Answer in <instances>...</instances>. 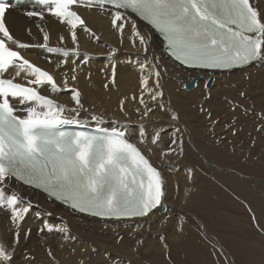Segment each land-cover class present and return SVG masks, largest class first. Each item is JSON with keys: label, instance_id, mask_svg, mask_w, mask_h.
Masks as SVG:
<instances>
[{"label": "bare ground", "instance_id": "1", "mask_svg": "<svg viewBox=\"0 0 264 264\" xmlns=\"http://www.w3.org/2000/svg\"><path fill=\"white\" fill-rule=\"evenodd\" d=\"M250 1L264 16V0ZM83 15L90 31L85 32L82 26L75 29L78 44L72 41L70 26L56 17L38 20L13 10L6 17L17 38L38 46L26 50V55L48 70L58 83L67 77L70 88L82 93V103L88 110L81 112L79 119L87 120L82 125L97 127L92 114L103 118L99 126L104 128L110 129L113 121H127V135L133 143L140 139L136 109L145 110L139 103L141 72L136 61L143 63L145 55L153 62L159 60L164 95L152 102L144 89L143 98L153 113L139 146L162 171L165 195L161 205L147 217L99 220L76 214L14 181L3 185L0 190L6 194L15 190L26 201L31 200L32 213H53L39 220L32 214L26 217L15 264H78L82 259L85 264H264V120L258 117L264 111V60L226 72L187 69L167 57L157 35L133 16L140 32L150 36L147 52L139 38L133 37L131 23L126 24L121 44L110 13L91 9L84 10ZM41 29L49 33L45 48L41 47L45 43ZM46 48L62 51L50 52ZM113 48L118 51L112 53ZM9 74L14 75L11 71ZM197 74L202 79L195 87L186 88L185 84ZM73 75L77 77L75 81L71 79ZM210 76L214 81L206 87ZM20 78L23 75L17 80ZM154 82L155 77H151L147 87L154 89ZM41 89L68 108L75 106L70 90L52 93L48 86ZM121 100L125 101L123 112ZM245 109L249 111L245 113ZM171 113L179 115L175 123L180 128L177 135L183 140L184 154L169 156L162 163L161 153L167 150L174 131ZM226 126L234 128L236 135ZM154 129L164 130L159 142H153ZM248 131L255 139L252 146L253 138L246 136ZM45 219L54 228L66 223L77 240L65 239L56 231L41 232ZM9 228V214L0 210V239L5 242L14 236ZM24 233H28L27 239ZM161 235L168 249L163 247ZM48 249L52 257L47 255ZM26 254L35 260L25 262Z\"/></svg>", "mask_w": 264, "mask_h": 264}, {"label": "snow or ice", "instance_id": "2", "mask_svg": "<svg viewBox=\"0 0 264 264\" xmlns=\"http://www.w3.org/2000/svg\"><path fill=\"white\" fill-rule=\"evenodd\" d=\"M36 3L41 11H29L27 15L43 19V9L46 8L61 23L66 22L70 26L74 44H78L75 32L78 24L85 32L90 31L77 12L72 10V6L76 5L110 13L112 27L120 33L121 44L126 24L131 23L133 37L139 38L140 46L147 52L150 36L140 32L132 18L134 14L150 25L149 31L154 29L163 37L164 51L182 65L231 70L264 60V16L250 0H36ZM7 7L6 0H0V33L4 37L0 38V188L14 181L45 193L49 199L61 202L72 212L94 217L149 216L161 205L165 195L162 171L153 165L139 146L147 134L153 113L143 98L144 89H147L152 102L164 95L159 60L153 62L145 55L143 63L136 61L141 72L139 103L145 109L143 112L136 109L140 138L136 143L131 142L127 135V121H113L110 129L104 128L99 126L103 118L95 114L91 115V120L97 124L96 134L61 131L63 125L87 124V120L79 119L81 112L88 111L82 103V93L78 88H70L67 77L61 82V88V83L54 76L21 55L20 50L28 45L20 43L9 33L3 19ZM41 31L45 41L41 46L47 47L49 33ZM63 39L61 36V42ZM9 44L15 45V48ZM133 47H136L135 41ZM48 50L62 51L59 48ZM117 51L112 49V53ZM115 67L113 64V84ZM9 71L14 75L5 78ZM145 71L147 76L143 75ZM22 75L26 83L16 82V78ZM151 77H155L154 89L147 87ZM71 79L75 81L77 77L73 75ZM44 86H48L52 93L70 90L75 106L68 108L41 94L40 89ZM240 95L244 96V93ZM124 103L121 100L122 112ZM17 104L22 107H17ZM158 107L163 109L164 106L159 104ZM248 111L245 109V113ZM171 120L174 123L170 126L174 131L167 150L161 153L162 163L169 156L184 154L183 140L177 135L180 128L175 123L179 115L171 113ZM226 130L236 135L234 128L226 126ZM163 132V129H154L153 142H159ZM32 208V201H26L18 191L6 194L0 190V210L9 214V231L14 232L10 242L0 239V264H15L23 222L29 214L38 220L53 215L41 210L32 213ZM44 229L49 233L59 232L65 239L77 240L70 234L66 223L54 228L45 219L41 232ZM24 238H28V233H24ZM120 239L122 237L117 243ZM160 241L168 249L163 235ZM47 255L52 257L51 249L47 250ZM24 260L33 261L35 257L26 254ZM78 264H85V260H80Z\"/></svg>", "mask_w": 264, "mask_h": 264}, {"label": "water", "instance_id": "3", "mask_svg": "<svg viewBox=\"0 0 264 264\" xmlns=\"http://www.w3.org/2000/svg\"><path fill=\"white\" fill-rule=\"evenodd\" d=\"M202 79V75L197 74L190 82L185 84L186 88H193L196 85V82L198 80ZM214 81V77L210 76L208 80L206 81V87H210L212 85V82Z\"/></svg>", "mask_w": 264, "mask_h": 264}, {"label": "rangeland", "instance_id": "4", "mask_svg": "<svg viewBox=\"0 0 264 264\" xmlns=\"http://www.w3.org/2000/svg\"><path fill=\"white\" fill-rule=\"evenodd\" d=\"M260 113H261V114H260ZM263 114H264V111H263V112H261V111L259 112L258 117H259L261 120H264V115H263ZM257 126H258V125H257ZM249 132H250V131L247 132L248 135H246V136H247L248 138H250V137L253 138V137L251 136L252 133L249 135ZM257 132H258V131H257ZM261 140H262V139H261ZM253 141L255 142V139H254V138H253V140H251V142H250V146L254 145V142H253ZM246 208H247V207H245V209H246ZM246 210H247L246 212L248 213L247 215L250 216V213H249L248 209H246ZM245 223L248 224V220H247V221L245 220ZM252 227H253L254 229H256V232L259 231V229H258L257 226H255V225L253 226V225H252ZM246 229H247V227H246ZM257 230H258V231H257Z\"/></svg>", "mask_w": 264, "mask_h": 264}]
</instances>
